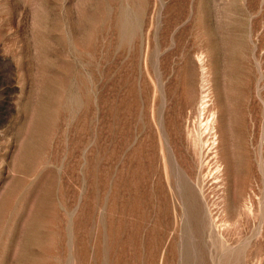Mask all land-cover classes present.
<instances>
[{
  "label": "rangeland",
  "instance_id": "374dc122",
  "mask_svg": "<svg viewBox=\"0 0 264 264\" xmlns=\"http://www.w3.org/2000/svg\"><path fill=\"white\" fill-rule=\"evenodd\" d=\"M0 264H264V0H0Z\"/></svg>",
  "mask_w": 264,
  "mask_h": 264
}]
</instances>
